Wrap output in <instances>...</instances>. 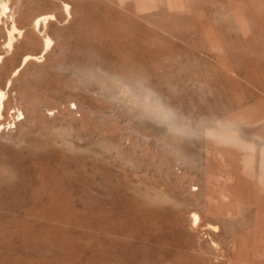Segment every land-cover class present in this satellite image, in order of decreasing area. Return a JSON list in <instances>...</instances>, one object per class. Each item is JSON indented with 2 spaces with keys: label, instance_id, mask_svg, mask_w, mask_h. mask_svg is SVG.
I'll use <instances>...</instances> for the list:
<instances>
[{
  "label": "rangeland",
  "instance_id": "rangeland-1",
  "mask_svg": "<svg viewBox=\"0 0 264 264\" xmlns=\"http://www.w3.org/2000/svg\"><path fill=\"white\" fill-rule=\"evenodd\" d=\"M0 92V264H264V0H0Z\"/></svg>",
  "mask_w": 264,
  "mask_h": 264
},
{
  "label": "bare ground",
  "instance_id": "bare-ground-1",
  "mask_svg": "<svg viewBox=\"0 0 264 264\" xmlns=\"http://www.w3.org/2000/svg\"><path fill=\"white\" fill-rule=\"evenodd\" d=\"M3 96L4 94L2 92H0V110L3 107ZM1 112V111H0ZM19 114L18 115H23V112L21 110H18ZM196 219V215L194 216Z\"/></svg>",
  "mask_w": 264,
  "mask_h": 264
}]
</instances>
